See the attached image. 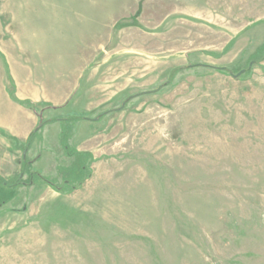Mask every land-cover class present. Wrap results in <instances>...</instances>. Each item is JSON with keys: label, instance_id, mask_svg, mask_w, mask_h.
<instances>
[{"label": "rangeland", "instance_id": "rangeland-1", "mask_svg": "<svg viewBox=\"0 0 264 264\" xmlns=\"http://www.w3.org/2000/svg\"><path fill=\"white\" fill-rule=\"evenodd\" d=\"M263 52L264 0H0L1 109L90 119L84 179L60 122L0 134L1 178L72 188H17L0 264H264Z\"/></svg>", "mask_w": 264, "mask_h": 264}, {"label": "trees", "instance_id": "trees-1", "mask_svg": "<svg viewBox=\"0 0 264 264\" xmlns=\"http://www.w3.org/2000/svg\"><path fill=\"white\" fill-rule=\"evenodd\" d=\"M264 56V52L262 53L261 57L256 59L257 62H259L260 60H262ZM202 65V64H200ZM204 66V65H202ZM212 68H215L219 71L222 72H226L229 73L228 69L226 67H215V66H209ZM241 76V75H240ZM240 76H237L235 78H238ZM169 84V82H165V85ZM159 88H155L152 91H156ZM146 93V92H142ZM21 103H25L24 101H22ZM110 111V110H108ZM80 120H90L88 117L86 116H72V117H59V118H53V119H49L46 121H39V123L37 124L36 127H34V129L29 133V135L27 136L26 140H25V144L23 146V150L26 151L28 145L32 142V139L34 137V135L36 134L37 130L40 129L42 126H44L46 123H50L51 121H58L60 122L61 126H60V133H59V139H60V144L63 147V149L65 150V152H67L68 156H75L77 158V160L81 161V163L84 161V159H86L87 156H89L90 154L87 152H80V151H69V146L66 143V139L68 137V123L71 122H76V121H80ZM21 146V144H17V146ZM22 163L21 166L23 167V169L21 170L20 173H18V175L13 179V182L10 183L9 180H4L3 178L0 177V206L4 205L5 203H7L10 199H12L15 196V191L17 190L18 187L22 186V185H34L36 182H34V178L36 177L37 181L42 182V183H46L49 186H51L52 188H54L57 191H70L72 188H65L66 186L65 184L62 183H67L66 180L62 181V183H56L54 181H51L49 179H47L44 176H41L39 173L37 172H29L26 173L28 174L27 178L25 180L22 179V176L24 175L25 171H23L24 169L26 170L28 164H30L31 162L29 160H26V157H23L22 159ZM80 172L82 175V179H84V177H87L88 174H86V170L87 167L85 166L84 163H82V165H80ZM19 174H21V176L19 177ZM35 176V177H34ZM34 177V178H33Z\"/></svg>", "mask_w": 264, "mask_h": 264}, {"label": "crops", "instance_id": "crops-1", "mask_svg": "<svg viewBox=\"0 0 264 264\" xmlns=\"http://www.w3.org/2000/svg\"><path fill=\"white\" fill-rule=\"evenodd\" d=\"M11 103L10 100L9 102H5L4 110L0 107V134L5 136L7 135L5 132H8L10 135L5 137L11 139L14 147L17 148V144L20 143L19 141L21 139L25 141L29 133L33 130L35 120L33 114H27L23 109L21 113L18 112L15 108H12L13 105Z\"/></svg>", "mask_w": 264, "mask_h": 264}, {"label": "water", "instance_id": "water-1", "mask_svg": "<svg viewBox=\"0 0 264 264\" xmlns=\"http://www.w3.org/2000/svg\"><path fill=\"white\" fill-rule=\"evenodd\" d=\"M252 64H253V61H251V62H249L248 63V68H250L251 66H252ZM245 72V70L244 69H242V70H240L239 72H237V73H230V75L232 76V77H237V76H240L241 74H243ZM23 155H24V153H23Z\"/></svg>", "mask_w": 264, "mask_h": 264}]
</instances>
